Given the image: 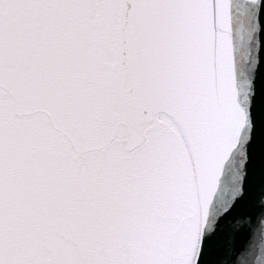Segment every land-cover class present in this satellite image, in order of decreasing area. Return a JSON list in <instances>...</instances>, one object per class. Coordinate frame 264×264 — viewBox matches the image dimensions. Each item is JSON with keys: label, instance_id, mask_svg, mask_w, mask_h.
<instances>
[{"label": "snow or ice", "instance_id": "obj_1", "mask_svg": "<svg viewBox=\"0 0 264 264\" xmlns=\"http://www.w3.org/2000/svg\"><path fill=\"white\" fill-rule=\"evenodd\" d=\"M0 264H264V0H0Z\"/></svg>", "mask_w": 264, "mask_h": 264}]
</instances>
